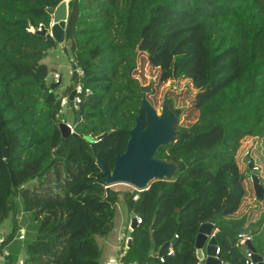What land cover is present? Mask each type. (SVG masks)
I'll return each mask as SVG.
<instances>
[{
	"label": "trees",
	"instance_id": "16d2710c",
	"mask_svg": "<svg viewBox=\"0 0 264 264\" xmlns=\"http://www.w3.org/2000/svg\"><path fill=\"white\" fill-rule=\"evenodd\" d=\"M62 1L0 0V231L13 217L0 242L6 264H101L99 239L115 228L121 205L142 217L122 264H198L196 238L214 216L223 264H246L249 246L239 234L249 229L264 259V216L249 226L246 215L234 216L247 195L248 174L237 161L242 140L264 137V0H69L64 43L73 84L61 95L62 78L52 88L45 62L59 43L29 28L48 27ZM164 13L178 26L195 22L198 58L174 53L179 37L166 40L170 23L154 28ZM139 49L161 82L193 75L199 116L156 154L178 165L172 180L119 191L105 182L100 159L112 170L135 117L145 119L134 76ZM192 58L195 71L177 66ZM79 81L90 92L66 117L74 133L64 136V100ZM19 204L32 221L25 240ZM176 235L175 254L161 262L159 249Z\"/></svg>",
	"mask_w": 264,
	"mask_h": 264
},
{
	"label": "water",
	"instance_id": "95a60500",
	"mask_svg": "<svg viewBox=\"0 0 264 264\" xmlns=\"http://www.w3.org/2000/svg\"><path fill=\"white\" fill-rule=\"evenodd\" d=\"M54 24L50 31L46 28L38 31L42 35L52 36L59 44H63L66 38V26L68 20V1H62L55 9ZM61 79L51 83L52 88L60 85ZM152 85H144L141 90L145 119L142 114L135 117V125L129 130L130 138L127 148L123 153L116 155L115 163L112 170H109L106 164L100 159V165L103 169L102 174L108 186L118 183L132 185L139 191L146 190L151 183L156 180H172L178 169L175 162L169 161L165 157L157 156L158 150L162 146H168L174 142L178 135V122L182 110L173 109L168 103H165L161 114L155 109L147 98L151 91ZM75 89L70 91L69 105L74 107ZM77 120H80V114L77 113ZM61 132L64 136L74 133L66 121L60 124ZM252 167V163H250ZM251 176L255 195L258 199L264 200V185L260 177L255 173H248ZM131 228L134 229L137 223L135 213L131 214ZM217 216L210 221L201 224L199 234L196 238L197 256L199 261L205 264H223V261L216 254L219 246L215 237V222ZM250 234V231H242ZM176 236L166 242L159 249L158 255H166L169 247L176 244ZM132 244V238L128 241V247ZM249 248L254 252L253 258L258 264H264L263 256L256 253L250 241L247 242ZM205 248V249H204ZM199 264V263H198Z\"/></svg>",
	"mask_w": 264,
	"mask_h": 264
},
{
	"label": "rangeland",
	"instance_id": "374dc122",
	"mask_svg": "<svg viewBox=\"0 0 264 264\" xmlns=\"http://www.w3.org/2000/svg\"><path fill=\"white\" fill-rule=\"evenodd\" d=\"M174 19L177 18H173L168 13L161 14V16H158L156 18V21H154V24H156L154 28L159 27L161 25H168L170 23L171 32L169 33V35L165 33V36L167 37L166 40L169 39V41H171L175 37H179V40L175 41L174 43V44L178 43L177 44L178 46L174 50V53H179V52L184 53L185 51L190 55L194 54L196 58H198L196 51V45H197L196 39L198 36L195 30V22L189 18H184V20H180L178 26L175 24ZM154 28H151L150 30L153 31ZM174 29L177 30L175 34L173 32ZM151 33H149V31H146V38H148V36ZM160 33L161 31L159 30L157 34ZM187 40H189L188 43ZM167 51L169 52L170 50L168 49ZM149 57H150L149 53L146 50L139 49L137 67L134 70V76L140 80L143 86L149 84L152 85L151 91L147 94L148 100L155 107V109L158 111L159 114L162 113L163 107L165 103H167L166 101L167 100L171 101L174 105V108L176 109L180 108L182 110L181 115L179 116L178 126L191 125L197 120L199 116V112L195 108L196 106L195 98L198 90L192 84L193 75H189V77L171 76L167 78L165 81L161 82L160 69L159 67L152 66ZM166 58H169V55H166L164 57V59ZM194 60L196 59L187 60V62H185L183 65L178 64L177 66L186 67L187 69H189L190 72H193L195 71V68L191 61ZM45 62L51 66L52 71L59 72L62 74V84L59 87L58 92L59 94L63 95L64 93L67 92L68 87L73 84L71 79L73 72V65L70 55L65 51V43L59 44L55 49L51 50L48 57L45 59ZM176 70H178V68ZM50 82H52V80H50ZM67 100L68 99L64 100L65 105L61 112L62 121H65L66 117L72 120L73 108L66 105ZM249 147L253 148L250 157L259 166L260 168L259 174H261L264 183L263 137L260 138L255 136H248L242 140V144L239 149L240 151H238L239 156L237 157V161L240 166V169L243 172H247V174L251 173L250 164H247L242 158V151L244 150V154H245V151ZM245 184L247 189V195L245 196L244 203L250 201L252 202V206H253V207L250 206L251 208H254V210H259V209L262 210L264 208V200H260L256 197L250 176H247L245 180ZM111 187L119 191H128V190L132 191L135 189L132 185L125 183L114 184ZM21 206L22 205L19 204L20 213L17 215V218L19 219V222H21V224L23 223L22 225L23 229L19 230V234L23 233L25 237H27L26 224L32 223V221L29 220V217L21 211ZM12 227H13V217H10L9 219L5 220V223L4 225H2L1 228L2 230H5L6 232L9 233ZM25 237L24 239L21 240H25Z\"/></svg>",
	"mask_w": 264,
	"mask_h": 264
},
{
	"label": "crops",
	"instance_id": "0c3cea01",
	"mask_svg": "<svg viewBox=\"0 0 264 264\" xmlns=\"http://www.w3.org/2000/svg\"><path fill=\"white\" fill-rule=\"evenodd\" d=\"M49 67L51 69L50 65ZM51 72H53L52 69H51ZM238 154H237V157L239 156ZM242 158L246 160L244 156V150L242 151ZM260 180H261V183L264 185L262 176H260ZM244 204L241 205V208L234 216L241 217V216L246 215L247 220H248L246 223L247 226H249L251 223L256 222L257 220H259L261 217L264 216V208L262 210L260 209L254 210V208H251L253 206H252V202L250 201ZM131 214L132 213L124 205H121L120 211L117 214L115 228L107 237H103L99 239V243L103 251L102 258H101V264H117V261L121 259V257L125 254L126 248L124 245L125 244L124 239L130 236V233L132 230ZM250 233H252V231H250ZM19 262L23 264V259H19L18 264Z\"/></svg>",
	"mask_w": 264,
	"mask_h": 264
},
{
	"label": "built area",
	"instance_id": "2783aa9c",
	"mask_svg": "<svg viewBox=\"0 0 264 264\" xmlns=\"http://www.w3.org/2000/svg\"><path fill=\"white\" fill-rule=\"evenodd\" d=\"M67 1L69 3V0H67ZM53 17H54V15H53ZM53 24H54V20L52 18V20H51V22H50V24H49L48 27H46L43 23H40L38 27L31 26L29 28V30L35 32V31H40V30H43L44 28H46V29H48L50 31V29H51V27H52ZM77 72H78V74L80 75L81 78L84 76V70L83 69L78 68L77 69ZM50 76L52 77V78H50L52 81H58V80H60L62 78V74L59 73V72H55V71L50 72ZM74 89L76 91L75 96H74V107L75 108H78L79 107V104L81 103V100H82V94L84 92H86V93L87 92H90V89H85L81 81H79L78 83H76ZM67 99L69 100V98H67ZM68 124L70 125V128L73 131L74 128H73L72 124L69 123V122H68ZM255 137H257V136H255ZM252 141H253V139H252ZM252 150H253V148L249 147L245 151L244 156H245L246 160L244 159V161L247 164L252 163V167H250V172L251 173L255 172L260 177L261 176V174H259L260 168L257 165V163L255 161H253L252 158L250 157V155L252 153ZM250 178H251V176H250ZM137 198H138V195H135L134 196V199H137ZM136 217H137V223L138 224L141 223L142 222V217H140L138 215H136ZM215 233H216V230H215ZM6 234H8V232H6L5 230H2V228H1V231H0V242H2L5 239ZM1 235H3V236H1ZM24 237H25V235L23 233L19 234V238L20 239H24ZM176 237H178V235H176ZM130 238H131V236L126 237L124 239L125 240V244H124L125 245V248L127 247V244H128V241H129ZM239 238H240V240H239L240 243L241 244H245L248 241H251L252 238H253V236H252L251 233L250 234H246L244 232H241L239 234ZM220 250H221V248L218 246L217 247V250H216V254L218 256L220 254ZM7 253H8V251H5V254H7ZM174 254H175V250H174L173 246H170L167 254L166 255H163V256H159V257H160L161 262H164L166 256H172ZM253 255H254V252L249 248L248 249V252H247L246 264H258L254 260ZM0 264H6V259H5V255L4 254H0ZM117 264H122L121 259H119L117 261ZM128 264H140V263H138L136 261H133V262H129ZM199 264H205V263L203 261H199Z\"/></svg>",
	"mask_w": 264,
	"mask_h": 264
}]
</instances>
